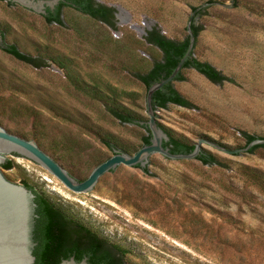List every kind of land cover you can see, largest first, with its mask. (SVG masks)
<instances>
[{"label":"rangeland","instance_id":"374dc122","mask_svg":"<svg viewBox=\"0 0 264 264\" xmlns=\"http://www.w3.org/2000/svg\"><path fill=\"white\" fill-rule=\"evenodd\" d=\"M95 1L114 9V27L69 7L59 26L10 0L0 5V20L15 37L3 33L6 43L41 62L25 64L0 45V124L7 132L45 137V150L83 179L114 154L101 136L139 150L145 131L120 124L91 92L147 119V89L134 72L157 53L131 25L181 39L192 7L206 6L194 21L202 26L194 56L229 80L216 84L183 69L173 87L192 106L157 108L161 124L192 143L205 135L232 150L246 147L243 133L264 137V0ZM208 151L221 166L161 156V170L109 174L93 197H78L46 169L16 158L2 173L121 246L128 264H264V148L249 161Z\"/></svg>","mask_w":264,"mask_h":264},{"label":"trees","instance_id":"16d2710c","mask_svg":"<svg viewBox=\"0 0 264 264\" xmlns=\"http://www.w3.org/2000/svg\"><path fill=\"white\" fill-rule=\"evenodd\" d=\"M9 3L11 5L14 4L11 1ZM64 7H69L72 10L80 12L94 21L114 27V9L110 6L99 4L95 0L60 1L54 11L47 8L46 14L42 15L45 22L48 24H57L59 26H63L64 23L61 16ZM205 7H192L193 17L190 28L195 38L193 50L185 60L182 69L176 75L174 80L153 94L152 103L155 110L157 108H167L169 104L182 107L192 106V104L173 87L174 81L184 80L183 74L181 72L183 69L192 68L207 78L209 81L216 84H220L229 80L228 77L223 75L212 64L206 61H201L194 56L195 44L202 28V26L195 25L194 21L196 17L204 13ZM0 33L3 37V46L1 49L5 53L25 64H30L35 67L40 66V59L38 57H33L22 52L15 44H7L5 42L4 34L2 32ZM145 41L152 50L156 51L157 55L152 54L150 59H146L148 66L142 70L135 71L134 76L145 86L148 91L151 85L166 79L172 74L188 49L190 37L187 34L184 38L172 39L162 35L157 29H152L151 31L147 32ZM59 66L62 69H65L63 63L60 62ZM94 90L91 92L92 98L97 102L105 104L107 112L111 117L117 120L120 124L137 126L145 131V134L141 136L140 148L144 145L150 144L152 136L148 126L145 123L147 119L123 106L118 105L114 98L106 97L104 94L98 91L94 92ZM159 125L169 136V140L163 142V147L168 148L170 152L175 154H188L193 151L195 143H192L185 138L177 137L160 123ZM11 133L25 139H27L26 137L31 136L29 133H25V131L20 129H14V131ZM243 135L246 139V146L256 139L264 140V137L257 138L246 133H243ZM32 138L38 140V142L41 143V147L44 146L42 145L41 137H38L34 134L32 135ZM101 142H103V144H105V146L113 152L115 150H119L120 152L124 153H136L138 151H131L126 147H117V145L113 143V139H110L107 136H101ZM210 142L230 150L216 142ZM257 148H264V143L252 146L248 152H253ZM52 152L54 154H58L56 151H54V149H52ZM193 160L200 162L202 165L221 166V163L217 157L204 148L202 149L201 153ZM1 167L5 170H9L11 169V164L10 162L6 161L1 165ZM135 168L143 170V172L146 174L149 172L148 165L145 168H141L139 165H137ZM23 186L33 192L35 195L34 202L37 207L36 213L38 217L35 219L34 229V240L37 245L33 253L35 256V262L33 264H59L62 258H67L69 254H75L76 258L79 257V254H85L88 255L91 260L95 262H101V264H128L127 260L125 259L126 250H124L121 246L110 242L108 239L100 236L95 231L77 222L73 217L65 213L60 208V205L53 202L45 193H38L32 186L26 183H24Z\"/></svg>","mask_w":264,"mask_h":264},{"label":"water","instance_id":"95a60500","mask_svg":"<svg viewBox=\"0 0 264 264\" xmlns=\"http://www.w3.org/2000/svg\"><path fill=\"white\" fill-rule=\"evenodd\" d=\"M5 1L6 0H1L0 5ZM10 1L17 4V6L40 15H45L46 8L52 10L60 1L65 0ZM65 8L66 7L63 8L62 12ZM120 10L122 9L119 8V11ZM191 20L192 17L189 19L187 27L190 43L185 55L169 77L154 83L147 91V121L145 123L148 126L152 137L150 144L142 146L136 153H124L115 150L112 156L95 166L89 176L83 180V173L78 168L72 173L67 162L58 161L56 154L45 150V137H41L42 145H44L41 147V143H39L38 140L33 138H20L7 132L0 125V264H33L35 262L33 251L36 245L33 240L36 218V204L34 202L35 195L31 190L18 184L2 173L5 169H3L1 165L6 161L12 164L13 158H16L46 169L78 197H93L109 174L120 175L127 167L136 171L139 169L135 168L137 165L141 168H145L148 165V170L150 172L161 170V168L155 163V160L161 156L170 160H193L201 153L203 148L208 151L210 147H215L216 150L231 158L245 156L249 161L260 149L257 148L253 152H248L252 146L262 144L264 143V140L256 139L249 143L245 148L232 150L227 147L230 149L227 150L210 142L216 141L205 135L204 139H198L193 151L188 154H175L170 152L168 148L163 147V142L168 141L169 136L159 125V123L161 124L159 113L158 110H155L153 107L152 98L157 90L174 80L176 75L182 69L185 60L193 50L195 38L190 28ZM132 28L135 29V26H132ZM0 32L4 33L11 41L15 39L3 20H0ZM2 43L3 37L0 33V45H2ZM1 77L2 75L0 74V79ZM174 85L175 83L173 82V86ZM215 156L218 158L217 155ZM59 264H75V260L73 258L70 260H63ZM80 264H86V262L82 261Z\"/></svg>","mask_w":264,"mask_h":264},{"label":"flooded vegetation","instance_id":"af4514ba","mask_svg":"<svg viewBox=\"0 0 264 264\" xmlns=\"http://www.w3.org/2000/svg\"><path fill=\"white\" fill-rule=\"evenodd\" d=\"M59 4V3H58ZM57 4V5H58ZM56 5V6H57ZM56 6L54 7V9H52V11H54L55 9H56ZM46 10H47V8H46ZM51 10V9H50ZM114 16H115V20H116V18H117V16H116V14L114 13ZM115 22V21H114ZM37 207H35V215H36V218L38 217V215H37ZM35 218V219H36ZM34 229H35V226H34ZM33 240H34V232H33ZM34 242H35V240H34ZM36 243V242H35ZM36 245H37V243H36ZM36 245H35V247H36ZM35 247H34V250H35ZM33 253H34V251H33ZM34 255V254H33ZM74 259L75 260V264H80L82 261H85L86 262V264H101V262H95V261H93V260H91L89 257H88V255H85V254H79V257H75V254H69L68 255V257L67 258H62V260L61 261H63V260H70V259Z\"/></svg>","mask_w":264,"mask_h":264},{"label":"bare ground","instance_id":"6f19581e","mask_svg":"<svg viewBox=\"0 0 264 264\" xmlns=\"http://www.w3.org/2000/svg\"><path fill=\"white\" fill-rule=\"evenodd\" d=\"M120 11L122 13L123 10H120ZM127 19H128V16L126 15L125 19H123V20L127 21ZM143 29L144 28L139 26V25L135 27V30L139 31L140 33H142Z\"/></svg>","mask_w":264,"mask_h":264},{"label":"built area","instance_id":"2783aa9c","mask_svg":"<svg viewBox=\"0 0 264 264\" xmlns=\"http://www.w3.org/2000/svg\"><path fill=\"white\" fill-rule=\"evenodd\" d=\"M132 26H135V27H136V26H138V25H137V24H132L131 27H132ZM136 31H137V30H136ZM140 34L145 35V36L147 35V33L144 32V29H143L142 33H140Z\"/></svg>","mask_w":264,"mask_h":264}]
</instances>
